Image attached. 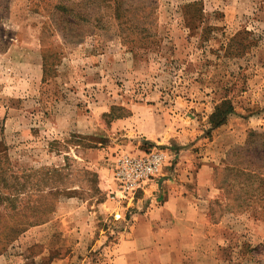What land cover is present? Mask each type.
Instances as JSON below:
<instances>
[{"label":"rangeland","instance_id":"374dc122","mask_svg":"<svg viewBox=\"0 0 264 264\" xmlns=\"http://www.w3.org/2000/svg\"><path fill=\"white\" fill-rule=\"evenodd\" d=\"M181 149L236 220L174 263L264 264V0H0V257L162 264L149 239L169 223L135 218L157 217ZM151 150L156 184L120 201L117 161Z\"/></svg>","mask_w":264,"mask_h":264},{"label":"crops","instance_id":"0c3cea01","mask_svg":"<svg viewBox=\"0 0 264 264\" xmlns=\"http://www.w3.org/2000/svg\"><path fill=\"white\" fill-rule=\"evenodd\" d=\"M221 138L218 139L219 142ZM235 142L234 140L233 143ZM227 148L228 145L219 143L218 151L223 152ZM190 153L189 149H181L179 157H184L185 161H180L173 172L168 170L163 173L164 178L159 184L164 202L159 210H155L157 217L154 213L147 212L144 216L135 218V223H169L162 233L157 234V229L156 242L153 237L149 239L155 252L161 254L162 264H175L176 257L183 250L182 258L185 259L197 248L200 240L210 237L209 228L221 229L223 226L227 227V224L223 223H234L236 220L233 214H226L217 219L213 217L212 207L216 204L225 205L226 194L215 185L210 171L212 164L210 165L206 158L197 162ZM97 209L110 216H121L123 212L118 204L110 201L100 204ZM0 264L18 263L14 258L1 256Z\"/></svg>","mask_w":264,"mask_h":264},{"label":"built area","instance_id":"2783aa9c","mask_svg":"<svg viewBox=\"0 0 264 264\" xmlns=\"http://www.w3.org/2000/svg\"><path fill=\"white\" fill-rule=\"evenodd\" d=\"M165 165L162 152L151 150L138 157L124 155L114 169V181L121 200L134 201L139 192L155 185Z\"/></svg>","mask_w":264,"mask_h":264},{"label":"trees","instance_id":"16d2710c","mask_svg":"<svg viewBox=\"0 0 264 264\" xmlns=\"http://www.w3.org/2000/svg\"><path fill=\"white\" fill-rule=\"evenodd\" d=\"M227 103L223 101V104L221 105L224 106L226 105ZM219 107L216 108V113L212 116V119H214V123H215V128H218L222 125H224L227 121V116L232 113L233 111V107L231 104H228V107H227V111L226 112H219ZM261 186H262V182L259 183Z\"/></svg>","mask_w":264,"mask_h":264}]
</instances>
